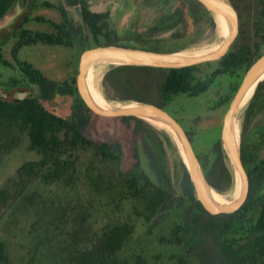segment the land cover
<instances>
[{"label":"trees","instance_id":"obj_1","mask_svg":"<svg viewBox=\"0 0 264 264\" xmlns=\"http://www.w3.org/2000/svg\"><path fill=\"white\" fill-rule=\"evenodd\" d=\"M21 1L0 0V21ZM148 1L157 7L156 15L150 23L139 25V20L129 28L133 43L118 41L112 9L96 10L94 0H62L60 4L46 0L42 5L58 8L63 20L58 22L43 16L35 19L50 22L53 31L28 28L26 25L32 18L27 17L14 33L18 38L12 49L15 62L6 59L0 46V63L19 70L10 76L6 85L17 88L28 82L40 90L38 95L28 94L15 100L0 94V167L25 141L38 154V158L20 165L0 186V264H158L133 248L137 224L132 216L111 215L99 225L94 224L91 209L96 206L95 195L104 188L106 171L114 166L123 167L124 148L120 142L99 141L89 134L94 116L99 115L83 100L77 75L65 81L50 79L20 58L25 46L39 42L78 45L81 55L88 48L105 44L159 52L187 51L200 44L197 33L202 15L216 19L199 0ZM232 1L247 20V30L222 59L180 68L110 65L103 78L105 96L111 102H150L167 108L178 96H200L218 78L230 75L235 79L231 92L217 105L231 103L249 68L264 54V0ZM69 7L78 9L80 20ZM253 12L256 15L248 20L247 15ZM216 32L213 42L218 39ZM214 63L216 68L206 77L200 74L205 64ZM58 94L74 98L72 112L67 117L45 105L44 101L53 100ZM114 118L135 121L137 125L149 123L138 117ZM239 119L243 156L251 177L249 198L238 211L217 214L225 217L219 246L213 252H200V223L205 216L214 214L200 201L184 162L187 195L172 202L171 212L177 221L172 235L167 237L181 250L174 256L180 264H264V154L261 157L264 81ZM157 127L180 151L172 133ZM190 134L194 140L193 133ZM89 150L98 160H92L83 170L81 161ZM198 154L213 186L229 195L236 186V177L222 139L211 152ZM156 157L151 154L148 159L155 178L143 169L135 172L142 166V159L132 169L123 168L126 186L132 195L138 196L147 187L152 188L147 205L136 211L147 222L171 204L170 194L157 180ZM103 199L97 203L104 204Z\"/></svg>","mask_w":264,"mask_h":264},{"label":"rangeland","instance_id":"obj_2","mask_svg":"<svg viewBox=\"0 0 264 264\" xmlns=\"http://www.w3.org/2000/svg\"><path fill=\"white\" fill-rule=\"evenodd\" d=\"M44 1L46 0H22L0 21V46H3V53L9 61L15 62L12 49L18 38L15 37L14 33L27 17H31L32 20L26 26L40 31H53L54 27L50 22L35 19L37 16H43L58 22L63 20L62 12L58 8L43 6ZM50 1L60 4L62 0ZM94 8L96 10L112 9L118 28V41L133 43V37L129 39V28L139 20V25H141V22H152L157 7H153L148 0H94ZM69 9L77 20L81 19L77 8L69 7ZM255 15L256 12L249 13L247 19L250 20ZM202 20L197 33L200 44L189 51L208 48L223 37L219 19H215L217 23L219 22L217 24L208 14H203ZM245 25L247 30V20H245ZM144 28L145 26L141 27L140 30H144ZM215 32L218 34V39L213 42ZM80 56L81 50L78 45L69 47L43 42L27 45L20 52L22 60L32 63L47 77L57 81L70 80L73 76L78 75ZM216 66L215 63L205 64L200 74L206 77ZM107 69L108 65L99 66L93 70L91 75L93 88L102 94H104L103 78ZM0 73L3 74L0 77V94L2 96L15 100L26 92L31 95L39 94L38 87L28 82L17 88L6 85L10 76L19 73L18 68H10L0 63ZM234 80L232 76L225 75L218 78L211 88L200 96L191 97L183 94L167 106V109L193 133L197 152L201 155L211 152L222 139L224 117L230 103L224 106H218L217 104L231 92ZM73 101V97L58 94L53 100L44 102L48 109L67 117L72 112ZM239 126L241 129L240 119ZM135 127H138L137 131ZM88 132L99 141L120 142L124 148L123 167L116 168L114 166L109 168L106 171L105 185L102 192H97L95 195V200L98 203L104 198V204L99 205L96 202V206L91 209L94 215V224L99 225L103 218L111 215L132 216L137 224V232L132 241L133 248H136L139 253L148 256L158 264H180L178 258L174 256L179 254L181 250L174 243H171L167 237L172 235V230L177 221V218L171 212L172 202L187 195L188 177L183 165L185 161L182 152L178 151L157 125L151 122H141L137 125L135 121L96 115ZM151 154L157 156V180L170 194L171 204L167 209L160 212L156 218L147 222L136 211L147 205L152 196V188L147 187L138 196L132 195L126 186L123 168L126 170L132 169L142 159V166L136 169L135 172L143 169L152 178H155L156 174L148 161ZM263 154L264 151L261 153V157ZM36 158H38V154L30 148L28 141L15 148L7 157L3 166L0 167V186L25 161ZM92 160H98L95 153L92 150L85 152L81 161V168L84 170ZM44 188L47 189L48 186H44ZM237 194L238 187L235 186L229 195L223 196L226 200H230L235 198ZM45 205L44 202L43 207ZM224 218V216L216 214L203 218L199 227L200 252H213L215 248H218Z\"/></svg>","mask_w":264,"mask_h":264},{"label":"water","instance_id":"obj_3","mask_svg":"<svg viewBox=\"0 0 264 264\" xmlns=\"http://www.w3.org/2000/svg\"><path fill=\"white\" fill-rule=\"evenodd\" d=\"M199 1L214 14L216 20L219 16L226 18L231 29L227 37H222L216 44L198 51L159 52L119 44L91 47L80 56L77 83L83 100L98 115L138 117L151 123L157 121L166 124L169 129L167 130L172 133L179 145L197 195L205 209L216 215L229 214L241 209L251 192V177L243 156L239 116L264 81V54L247 71L224 117L222 144L233 167L238 187L237 196L230 200L225 199L226 201L217 199V195L222 193L210 182L189 131L172 112L150 102L124 104L111 102L105 94L95 90L91 84L93 70L102 65L127 64L180 68L222 59L245 34L244 17L232 0ZM27 95L26 92L22 97ZM97 97L102 100V103Z\"/></svg>","mask_w":264,"mask_h":264},{"label":"bare ground","instance_id":"obj_4","mask_svg":"<svg viewBox=\"0 0 264 264\" xmlns=\"http://www.w3.org/2000/svg\"><path fill=\"white\" fill-rule=\"evenodd\" d=\"M219 21H220V24L222 26L223 37H227L231 31L230 26H229V22L223 16H219ZM224 29L226 31L225 33H224ZM97 98H98V101L102 103V100L99 97H97ZM152 122H153V124L159 126L160 128L168 129L167 125L163 124L162 122H157V121H152ZM217 199L220 201H226L225 197L222 194H218Z\"/></svg>","mask_w":264,"mask_h":264},{"label":"flooded vegetation","instance_id":"obj_5","mask_svg":"<svg viewBox=\"0 0 264 264\" xmlns=\"http://www.w3.org/2000/svg\"><path fill=\"white\" fill-rule=\"evenodd\" d=\"M188 130V129H187ZM189 131V130H188ZM189 133H191V131H189ZM191 135V134H190ZM192 137V136H191Z\"/></svg>","mask_w":264,"mask_h":264}]
</instances>
